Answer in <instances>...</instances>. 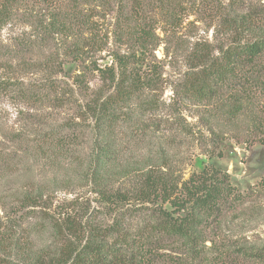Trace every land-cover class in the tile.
I'll list each match as a JSON object with an SVG mask.
<instances>
[{"label": "rangeland", "instance_id": "374dc122", "mask_svg": "<svg viewBox=\"0 0 264 264\" xmlns=\"http://www.w3.org/2000/svg\"><path fill=\"white\" fill-rule=\"evenodd\" d=\"M60 1L0 32V60L43 64L17 69L0 97V220L24 236L30 263L56 264L98 234L137 264H264L249 256L264 255V55L232 64L217 97L192 88L226 50L264 36V0H140L138 15H118L120 0ZM50 84L60 91L39 90ZM210 166L223 189L211 215L174 210ZM164 211L196 217V243L160 230Z\"/></svg>", "mask_w": 264, "mask_h": 264}, {"label": "trees", "instance_id": "16d2710c", "mask_svg": "<svg viewBox=\"0 0 264 264\" xmlns=\"http://www.w3.org/2000/svg\"><path fill=\"white\" fill-rule=\"evenodd\" d=\"M120 3L121 5L119 6L117 12L118 15L140 14V0H120ZM60 4V0H0V32L5 26L15 24V15L20 10H22L25 14H32L36 11L42 15L46 10L44 8L45 5L46 7L48 5L53 8V10H56L55 8L59 7ZM79 12L82 13V9ZM60 14L61 13H55L54 15ZM248 24L250 25L251 21H248ZM63 25L65 26L66 24ZM50 26L56 28L55 22H50L45 27L52 29ZM0 43H2V41ZM85 44L88 46L91 45V48L96 46L94 41H89ZM1 48H3V46H1ZM238 48L226 50L224 52V57L226 59V65L224 67H220L219 64L215 63L214 65L216 66V69L213 68L209 70L207 78L205 77V80L202 83L197 84L196 87L192 85L193 91L197 97L200 99H211L214 96L217 97L219 94V90L216 88L217 85L220 83L224 84V82L228 80L234 70V67L231 68V65L233 64V66H237L238 59L249 58L250 61H254L255 58L263 56L264 36L250 44L243 45L241 49L240 47ZM83 49V46L77 44V51H79V53H77L78 56H81L80 54L84 53ZM7 53L12 54V51L8 48ZM42 65L43 64L40 62L22 61L12 63L0 60V69L3 70L0 72V97L3 94L12 92V88L18 86V79L14 75L17 69L22 68V70H31L33 68L41 67ZM121 82H124V79H122ZM131 84L135 85V80H133ZM48 88H54L57 93L60 91L59 86L57 87L53 84L46 85L45 88L40 87L39 90L42 92L43 89L46 90ZM21 94L24 98H29L30 96L29 91L23 88L21 89ZM66 97L68 96L64 94L56 95L54 98L57 101H61L62 99L66 100L69 98ZM102 104L108 106V101H104ZM243 107V103L240 102L237 107V111L242 110ZM2 112L3 109L0 107V115ZM261 140V142L264 143V138ZM208 167H206L200 174H193L191 179L184 185L186 199L182 201V203L178 200L171 201V204L176 208L174 210H178L179 204L193 202L192 210L197 209V212L203 216L211 215L214 208L219 204L223 189H221L219 185L220 182L218 181L220 180L218 179L220 173L213 167ZM31 196V193H25L23 202L30 201ZM164 213L168 216L169 221L167 222L163 220L158 225L160 230L164 231L168 235H177L187 238L190 242L196 243V238L200 236V232L197 230L198 221L196 217L194 221H192L193 218H188L189 214L183 218H174L172 215L174 212L170 213L169 211H164ZM35 227L36 226H32V228ZM95 237H99V235L93 234L88 237L87 243L79 252L74 251V248L70 244L65 246L66 249L64 248L61 250L58 260L56 259L54 263L65 264L72 260V264H137V257H134V255H127L128 252L126 251L128 250L127 248H123L124 246H120V248L106 246L103 238L101 239V242H98ZM26 250L27 252H25ZM18 251L21 254L19 259H24V261L22 260L23 264H43L41 263L43 259L39 255L33 259V263H30V260H32L28 253L30 248L28 243L24 240V236L22 234L17 236L16 229L13 224H8L0 220V264H17L13 259L16 258V254L14 253H18ZM249 256L260 259L264 257L261 252L249 253Z\"/></svg>", "mask_w": 264, "mask_h": 264}]
</instances>
